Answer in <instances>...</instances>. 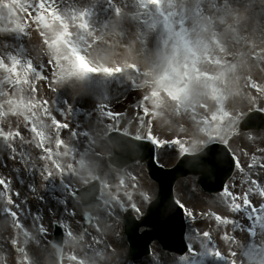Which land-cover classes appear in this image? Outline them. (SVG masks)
Wrapping results in <instances>:
<instances>
[{
    "label": "rangeland",
    "instance_id": "374dc122",
    "mask_svg": "<svg viewBox=\"0 0 264 264\" xmlns=\"http://www.w3.org/2000/svg\"><path fill=\"white\" fill-rule=\"evenodd\" d=\"M65 46L95 67L134 71L116 81L81 78ZM254 110L264 111V0H0V135L8 139L0 141V179L18 192L9 208H22L29 229L20 255L11 231L0 233V262L57 264L37 230L57 222L69 237L63 264H121L115 203L146 213L158 187L146 165L108 167L107 134L117 129L158 140L165 167L214 142L228 143L238 161L225 194L205 195L196 177L177 184L195 213L191 255L155 244L132 264H264V211L256 210L264 206V133H238ZM94 177L112 205L88 227L72 195Z\"/></svg>",
    "mask_w": 264,
    "mask_h": 264
},
{
    "label": "water",
    "instance_id": "95a60500",
    "mask_svg": "<svg viewBox=\"0 0 264 264\" xmlns=\"http://www.w3.org/2000/svg\"><path fill=\"white\" fill-rule=\"evenodd\" d=\"M116 142H122V143H124L126 145L128 143V141L125 140V139L124 140L116 139ZM137 150L142 152V150H140V149H137ZM153 153L154 152H151V155H152L151 156V161H153V156H154ZM143 154H144V152H143ZM205 158H206V154H202L201 156H198V157L186 158V159H184V161L187 160V159L204 160ZM207 165L208 164L206 163L204 166L207 167ZM181 168H183L182 164L177 169H175L173 171H164V170H161V169L156 168V167L154 168V170L152 172L154 174V177L157 178L158 181L161 183L162 193H165V192L166 193H168V192L170 193L171 187L176 182V180L186 175V172H182V173L180 172ZM167 177L170 178V183L169 184L164 182ZM166 188H168V189H166ZM162 197H163V194H162ZM165 222L166 221H164V219H162V218L161 219H157V218H155V216H151L150 222H148L146 224L153 225L155 227H159L160 225L164 224ZM179 222L181 223V226L184 227L181 216L179 217ZM175 227H177V226H175ZM166 246H169V245L167 244Z\"/></svg>",
    "mask_w": 264,
    "mask_h": 264
},
{
    "label": "snow or ice",
    "instance_id": "6c2138e0",
    "mask_svg": "<svg viewBox=\"0 0 264 264\" xmlns=\"http://www.w3.org/2000/svg\"><path fill=\"white\" fill-rule=\"evenodd\" d=\"M83 26L84 25H81V27H83ZM75 61H76L75 65H74L75 74H77L81 78H86L88 75L100 74V73H104L105 75L111 76L114 73H118V72L123 71L122 68L93 67L92 64L89 62V60L87 59V57H85L83 55H77L75 57ZM63 127L66 128L67 125H63ZM62 143L63 142L61 141V144ZM156 143L158 144L159 141L156 140ZM176 143H179V141H176ZM185 154H187V153H185ZM57 167L59 168L58 165H57ZM49 176H51V173H49ZM233 195H235V194L233 193ZM261 199H264V197H261ZM249 202L252 203L251 198H249ZM253 206L255 207L254 204H253ZM133 207H134L135 211H139L138 208H136L135 206H133ZM178 207H180L182 210H184V208L186 206L178 204ZM262 207H264V206H262ZM43 235H46V233H43ZM194 247H195L194 245H192V246L188 245L187 251H191V249ZM233 255H234V253H233ZM233 264H234V262H233Z\"/></svg>",
    "mask_w": 264,
    "mask_h": 264
},
{
    "label": "bare ground",
    "instance_id": "6f19581e",
    "mask_svg": "<svg viewBox=\"0 0 264 264\" xmlns=\"http://www.w3.org/2000/svg\"><path fill=\"white\" fill-rule=\"evenodd\" d=\"M1 227V226H0ZM94 261L92 262V264H99L98 259H93Z\"/></svg>",
    "mask_w": 264,
    "mask_h": 264
}]
</instances>
